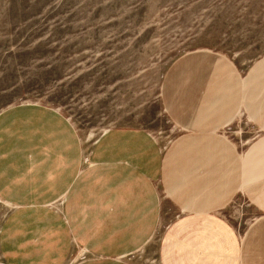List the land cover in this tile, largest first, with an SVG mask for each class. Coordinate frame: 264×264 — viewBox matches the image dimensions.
<instances>
[{
    "label": "crops",
    "instance_id": "crops-1",
    "mask_svg": "<svg viewBox=\"0 0 264 264\" xmlns=\"http://www.w3.org/2000/svg\"><path fill=\"white\" fill-rule=\"evenodd\" d=\"M162 101L167 142L116 125L87 149L54 106L0 109V264H135L160 225L158 264H264V55L187 51Z\"/></svg>",
    "mask_w": 264,
    "mask_h": 264
},
{
    "label": "rangeland",
    "instance_id": "rangeland-1",
    "mask_svg": "<svg viewBox=\"0 0 264 264\" xmlns=\"http://www.w3.org/2000/svg\"><path fill=\"white\" fill-rule=\"evenodd\" d=\"M194 49L240 67L263 56L264 0H0V109L54 106L86 149L116 125L167 142L178 129L162 101L165 74ZM4 213L0 202V222ZM162 228L133 263L158 264Z\"/></svg>",
    "mask_w": 264,
    "mask_h": 264
},
{
    "label": "built area",
    "instance_id": "built-area-1",
    "mask_svg": "<svg viewBox=\"0 0 264 264\" xmlns=\"http://www.w3.org/2000/svg\"><path fill=\"white\" fill-rule=\"evenodd\" d=\"M235 118H236V121L239 122L240 124L242 122H245L246 123V126L248 125V122L250 121V118L248 116L244 115V113L242 111H240V110L237 112ZM229 122H227L225 126H228L229 125ZM235 131L238 134H242L243 133V129H241L239 126H236Z\"/></svg>",
    "mask_w": 264,
    "mask_h": 264
}]
</instances>
